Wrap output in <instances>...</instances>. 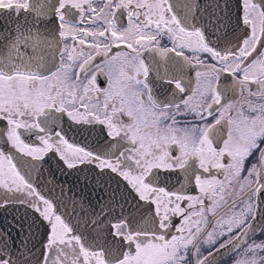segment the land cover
Instances as JSON below:
<instances>
[{
    "label": "snow or ice",
    "instance_id": "6c2138e0",
    "mask_svg": "<svg viewBox=\"0 0 264 264\" xmlns=\"http://www.w3.org/2000/svg\"><path fill=\"white\" fill-rule=\"evenodd\" d=\"M236 6L0 0V264H264V0Z\"/></svg>",
    "mask_w": 264,
    "mask_h": 264
},
{
    "label": "water",
    "instance_id": "95a60500",
    "mask_svg": "<svg viewBox=\"0 0 264 264\" xmlns=\"http://www.w3.org/2000/svg\"><path fill=\"white\" fill-rule=\"evenodd\" d=\"M232 3V9L233 12L235 13L238 9L236 6V0H231ZM57 183H63L66 185V187H70L74 192H76L77 194H79V190L81 187H83L82 182H78L77 180H57ZM67 195H71L70 192H66ZM97 195H100L99 193ZM12 219V214L11 212L9 213H0V224H4L5 226L7 225L8 221H10ZM12 238L15 239L16 238V231L13 230L12 233ZM37 248H39V245H37Z\"/></svg>",
    "mask_w": 264,
    "mask_h": 264
},
{
    "label": "flooded vegetation",
    "instance_id": "af4514ba",
    "mask_svg": "<svg viewBox=\"0 0 264 264\" xmlns=\"http://www.w3.org/2000/svg\"><path fill=\"white\" fill-rule=\"evenodd\" d=\"M52 169H53V172H54L57 180H65L64 176L60 173V171L56 167L55 162H53ZM80 175H81V180H82V174H80ZM67 180H76V176L75 175L70 176V177H68Z\"/></svg>",
    "mask_w": 264,
    "mask_h": 264
}]
</instances>
